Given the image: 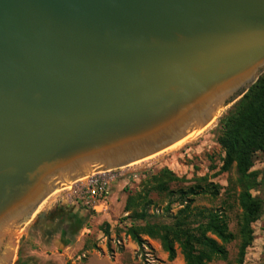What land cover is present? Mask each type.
Segmentation results:
<instances>
[{
	"label": "water",
	"instance_id": "1",
	"mask_svg": "<svg viewBox=\"0 0 264 264\" xmlns=\"http://www.w3.org/2000/svg\"><path fill=\"white\" fill-rule=\"evenodd\" d=\"M264 72V0H0V264L56 190L167 150Z\"/></svg>",
	"mask_w": 264,
	"mask_h": 264
},
{
	"label": "rangeland",
	"instance_id": "2",
	"mask_svg": "<svg viewBox=\"0 0 264 264\" xmlns=\"http://www.w3.org/2000/svg\"><path fill=\"white\" fill-rule=\"evenodd\" d=\"M240 100L241 98L223 109L214 124L194 139L176 147V149L164 150L152 158L120 169L116 173L118 176L115 181L120 183V191L114 201H111V206L106 212L98 213L90 209L88 212H84L85 207L76 202V195L73 192L77 188L76 184H72L71 187L68 185L64 190L54 193L23 230L14 264H67V262L91 264V255L85 249H79L76 244L79 233L69 244L67 240L60 238L63 227L60 222L46 220L48 213L57 206H63L69 215L82 216L85 226L91 230L95 238L101 236L102 242L106 239L108 248L104 254L111 262L120 256L122 264H185L179 248L177 257L170 261L158 240H150L145 237L150 246L140 249L136 245L133 252L127 251L125 246V241L129 238L125 231L132 223L127 217L131 213L125 212L128 196L148 193L147 200L153 202L148 208L150 213H153V210L157 213H161V210H173L174 214L183 207L178 194L158 193L151 189L152 176L163 169L171 170L182 180L170 184L171 191L186 189L204 177L220 188V195L217 198L200 196L193 204L198 209L227 210L229 228L236 236L235 241L227 246V260L217 259L209 264H264V207L260 218L251 225L253 240L246 250L243 262L240 263L242 209L239 204V194L242 191V186L238 181L234 166L230 171H222L225 150L220 143L222 136L220 119L233 111ZM251 173L256 176V186L250 191L254 197L264 202V153L258 152L254 155V166ZM112 191L114 192V189ZM82 212L86 215H83ZM38 218L47 221L45 230L43 228L45 221H43L41 229L34 226ZM76 221L78 223V220ZM165 222L169 223L171 219H166ZM53 237L59 238L56 244L52 240ZM101 239L97 240L95 244L97 258L102 257L103 254Z\"/></svg>",
	"mask_w": 264,
	"mask_h": 264
},
{
	"label": "trees",
	"instance_id": "3",
	"mask_svg": "<svg viewBox=\"0 0 264 264\" xmlns=\"http://www.w3.org/2000/svg\"><path fill=\"white\" fill-rule=\"evenodd\" d=\"M220 126V143L225 150L222 171H230L234 166L242 186L239 194L242 209L239 261L242 263L253 240L251 225L260 218L264 207V202L250 191L256 186V176L251 173L254 155L264 153V74L241 98L234 110L220 119ZM179 181L182 180L168 169L161 170L151 178L153 191L179 195L183 207L174 214L173 210H161V213L153 210L150 213L148 208L153 202L147 200L148 193L127 197L125 212L131 213L127 217L132 223L126 228V236L140 249L150 246L145 237L160 241L170 261L177 257L178 248L185 264H209L217 259L227 260V246L236 239L229 228L227 210L198 209L193 206L200 196L217 198L220 188L204 177L186 189L171 191L170 184ZM48 218L60 222L67 240L73 241L81 230V225L65 212L63 206L56 207L48 214ZM166 219H171V222H165Z\"/></svg>",
	"mask_w": 264,
	"mask_h": 264
},
{
	"label": "built area",
	"instance_id": "4",
	"mask_svg": "<svg viewBox=\"0 0 264 264\" xmlns=\"http://www.w3.org/2000/svg\"><path fill=\"white\" fill-rule=\"evenodd\" d=\"M119 170L99 171L74 183L77 185L73 191L76 195V202L87 210L90 209L98 213L106 212L109 209L110 188L116 181L118 176L116 173Z\"/></svg>",
	"mask_w": 264,
	"mask_h": 264
},
{
	"label": "crops",
	"instance_id": "5",
	"mask_svg": "<svg viewBox=\"0 0 264 264\" xmlns=\"http://www.w3.org/2000/svg\"><path fill=\"white\" fill-rule=\"evenodd\" d=\"M119 185L120 183L117 181V182H114L112 185H111V188H110V192H109V196H108V202H109V207L111 206V201H114V199L118 196L119 194ZM114 189V192L112 191ZM58 207V206H57ZM55 209V208H54ZM74 209V208H72ZM53 211V210H52ZM51 211V212H52ZM84 212H88V210L85 208V211ZM82 212V214L84 213ZM50 213V212H49ZM48 213V214H49ZM68 214V213H67ZM69 215V214H68ZM83 215H86L85 213ZM71 216L74 221L78 220V224L81 225V230L79 231V237H78V242L76 243L77 246L79 247V249H85L86 252H88L90 255H91V259H90V262L91 264H122L121 260H120V256L118 258H116V260L114 262H111L107 259L106 255L104 254L106 251H107V248H108V244L106 242V239L104 242H102V239H101V236H98V238H95L94 237V234L91 232L90 229H88L86 226H85V223H84V219L82 218V216H79V215H75V214H71L69 215ZM46 220H50L48 218V215H47V219ZM46 220H41L40 218H38L34 224V226L38 229H41L42 228V223L43 221H45L44 223V230L46 228V223L47 221ZM51 221V220H50ZM53 222V221H52ZM77 222V221H76ZM60 238H63L64 240H67L66 239V236H65V231L63 230V227H62V233H61V236ZM57 239L59 238H56V237H53L52 240L55 242L54 244L57 243ZM96 239V240H95ZM101 243V248H102V257L100 258H97L96 257V249H95V244H96V241L97 240H100ZM67 242L70 244L72 243V241L70 240H67ZM126 243V247H127V251H131L133 252L135 249H136V243H134L131 238H128L126 239L125 241ZM100 246V245H98ZM97 246V247H98Z\"/></svg>",
	"mask_w": 264,
	"mask_h": 264
},
{
	"label": "bare ground",
	"instance_id": "6",
	"mask_svg": "<svg viewBox=\"0 0 264 264\" xmlns=\"http://www.w3.org/2000/svg\"><path fill=\"white\" fill-rule=\"evenodd\" d=\"M222 112V110L216 115V117L214 118V120L208 125V126H206L204 129H202V130H199L198 132H196V133H194V134H192V135H190V136H188L187 138H185V139H183L182 141H180V142H178V143H176L175 145H173V146H171L170 148H168L167 150H170V149H176V147H179V146H181L182 144H184V143H186L187 141H190L191 139H194L197 135H199V134H201L202 132H204L205 130H207L208 128H210L213 124H214V122H215V119L219 116V114ZM157 155V154H156ZM155 156V155H154ZM153 156H151V157H149V158H152ZM149 158H147V159H149ZM147 159H144V160H147ZM144 160H142V161H144ZM139 162H141V161H139ZM139 162H137V163H139ZM67 187V186H66ZM66 187H63V188H60V189H58V190H56V192L58 193L60 190L62 191V190H64ZM69 187H71V184H70V186ZM56 192H54L55 194H56ZM53 193V194H54ZM52 194V195H53ZM51 195V196H52ZM50 196V197H51ZM49 197V198H50ZM47 203V199L40 205V207L38 208V210L35 212V214L33 215V218L38 214V212H40L41 210H42V208L44 207V205ZM33 218H32V220H33ZM25 229V228H24ZM24 229H22V233H23V230ZM22 233H21V236H22ZM21 236H20V238H21ZM19 238V239H20ZM15 255H16V252H15ZM16 257V256H15ZM14 260H15V258H14Z\"/></svg>",
	"mask_w": 264,
	"mask_h": 264
}]
</instances>
